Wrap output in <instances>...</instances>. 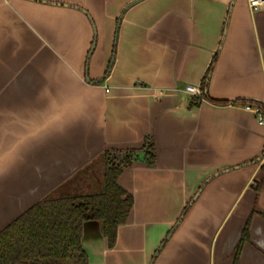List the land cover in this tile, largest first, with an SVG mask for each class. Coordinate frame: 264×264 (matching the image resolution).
Wrapping results in <instances>:
<instances>
[{
  "label": "crops",
  "instance_id": "0c3cea01",
  "mask_svg": "<svg viewBox=\"0 0 264 264\" xmlns=\"http://www.w3.org/2000/svg\"><path fill=\"white\" fill-rule=\"evenodd\" d=\"M209 68L206 95L228 103L192 104ZM241 101L264 104V6L0 0V229L148 137L153 162L117 178L133 204L114 245L83 223L88 264H232L253 209L237 264H264V124Z\"/></svg>",
  "mask_w": 264,
  "mask_h": 264
},
{
  "label": "trees",
  "instance_id": "16d2710c",
  "mask_svg": "<svg viewBox=\"0 0 264 264\" xmlns=\"http://www.w3.org/2000/svg\"><path fill=\"white\" fill-rule=\"evenodd\" d=\"M110 66L111 62L105 74ZM209 70L201 81V95L192 104H197L201 98L228 103L206 95L205 79ZM240 103L254 104L264 110L261 103ZM153 160V142L148 137L140 147L103 149L68 181L0 229V264H88L87 253L80 243L83 223L97 221L107 246L112 247L117 227L126 221L133 204L131 194L118 185L117 178L122 169L134 161L152 163ZM261 169L264 172V162ZM263 178L262 175L253 186L255 194ZM255 212L253 209L249 213L241 229L232 264H237L238 254L249 239V225ZM258 213L264 218V207Z\"/></svg>",
  "mask_w": 264,
  "mask_h": 264
},
{
  "label": "built area",
  "instance_id": "2783aa9c",
  "mask_svg": "<svg viewBox=\"0 0 264 264\" xmlns=\"http://www.w3.org/2000/svg\"><path fill=\"white\" fill-rule=\"evenodd\" d=\"M247 4L251 10H257L260 7L264 6V0H247ZM188 91L197 95L200 94V90L192 87H187ZM242 107L254 114L257 122L264 124V110H262L259 106L254 104L245 103Z\"/></svg>",
  "mask_w": 264,
  "mask_h": 264
},
{
  "label": "water",
  "instance_id": "95a60500",
  "mask_svg": "<svg viewBox=\"0 0 264 264\" xmlns=\"http://www.w3.org/2000/svg\"><path fill=\"white\" fill-rule=\"evenodd\" d=\"M75 7H76V6H75ZM79 9L82 10L81 8H79ZM82 11L86 14V12H85L84 10H82ZM111 61H112V60H111ZM87 80H88V79H87ZM195 196H196V194H195ZM195 196L191 199V201L195 198ZM191 201H190V202H191ZM177 222H178V221L175 222V225L177 224ZM162 244H163V242L161 243V245H160L159 248L157 249V252H158V250L161 248ZM157 252H156V253H157Z\"/></svg>",
  "mask_w": 264,
  "mask_h": 264
}]
</instances>
